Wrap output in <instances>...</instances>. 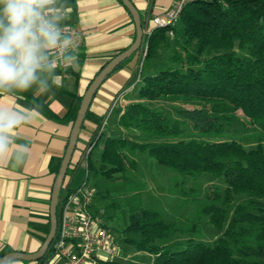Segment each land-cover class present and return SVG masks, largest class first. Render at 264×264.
Listing matches in <instances>:
<instances>
[{
	"label": "trees",
	"instance_id": "obj_1",
	"mask_svg": "<svg viewBox=\"0 0 264 264\" xmlns=\"http://www.w3.org/2000/svg\"><path fill=\"white\" fill-rule=\"evenodd\" d=\"M146 40L145 60H155L154 67L160 68L146 74L142 68L139 100L125 107L118 124L154 140L108 137L95 168L99 175H117L129 185L126 192L132 197L127 200L129 223L123 241L151 253L148 264H264V0H188L176 24L151 28ZM82 98L76 96L66 113L72 126ZM164 98L179 103L176 115L145 103ZM38 105L49 118L60 119ZM89 112L90 108L85 120ZM101 125L99 121L88 144L103 134L99 135ZM137 151H147L175 173L178 197L194 207L183 224L176 217L165 219L160 209L144 202L146 182L136 181L145 179ZM90 154L87 179L93 167ZM207 174L225 186H186L189 177L196 180ZM178 176L185 180L178 182ZM239 194L244 197L236 200ZM205 224L220 232L211 245L202 239ZM179 233L189 237L172 244ZM51 258L50 247L34 263L47 264Z\"/></svg>",
	"mask_w": 264,
	"mask_h": 264
},
{
	"label": "crops",
	"instance_id": "obj_2",
	"mask_svg": "<svg viewBox=\"0 0 264 264\" xmlns=\"http://www.w3.org/2000/svg\"><path fill=\"white\" fill-rule=\"evenodd\" d=\"M131 1L144 20V29L152 28L151 19L162 15L176 2ZM65 2L69 18L64 20V24L75 26L84 34V45L77 54V63L65 71L56 69L55 83L47 93L30 90L18 95L0 96V102L19 109L33 110L35 116L33 123L20 129L15 136L16 143L30 146L25 163L16 164L12 159L0 163V257L11 251L36 252L42 246L50 231L53 185L72 129V122L66 113L72 108L75 97L84 94L102 66L127 49L136 35L134 20L119 0ZM134 57L106 78L96 92L78 139L77 146L81 150L75 151L73 171L78 169L83 160L82 154L96 130L97 123L103 122L106 111L109 109L110 113L114 109L119 110L118 121L125 107L139 100V92L127 98L138 85L131 87L136 77L139 52ZM38 103L43 104L42 106L60 119L49 118ZM64 184L76 187L71 186L70 181H65ZM123 249L122 246L119 248V254ZM135 254L147 255L146 264L153 260V255L145 251H136ZM7 264L29 263L13 260ZM86 264H98V261L89 260Z\"/></svg>",
	"mask_w": 264,
	"mask_h": 264
},
{
	"label": "clouds",
	"instance_id": "obj_3",
	"mask_svg": "<svg viewBox=\"0 0 264 264\" xmlns=\"http://www.w3.org/2000/svg\"><path fill=\"white\" fill-rule=\"evenodd\" d=\"M65 8V0H0V96L47 93L56 69L77 63V37L64 24ZM34 119L33 110L0 102V163H25L30 146L15 136Z\"/></svg>",
	"mask_w": 264,
	"mask_h": 264
},
{
	"label": "rangeland",
	"instance_id": "obj_4",
	"mask_svg": "<svg viewBox=\"0 0 264 264\" xmlns=\"http://www.w3.org/2000/svg\"><path fill=\"white\" fill-rule=\"evenodd\" d=\"M168 54H170V52H168L166 55ZM133 58L135 57L133 56L132 59L129 58L127 63L133 60ZM155 63L156 61L153 59L144 60V74L151 73L152 71H155L154 69L158 71L160 66L155 68ZM134 81L135 77L132 83ZM138 85H140V83ZM138 85L129 93L127 98H130L131 96H134L138 93ZM145 103L150 107L162 110L164 113L170 116L176 115V111L179 108V103L173 101L170 98L146 100ZM118 114L119 110L117 109H114L110 113L109 109L108 111H106L103 120H106L104 133L100 136L96 146L90 154V160L93 167L89 172L88 181L97 191V196L94 202L104 212L103 220L105 222V225L108 227L109 231L116 237L119 248L121 246L124 247L123 252L117 255L114 260H120L125 264H146L147 255L141 254L139 256L135 254V252L137 251L136 248L130 246L129 244H126L123 241L122 232L129 223V207L127 204V200L132 197V193L130 194L126 192L127 188H129V185L125 186V183H122L120 181L121 179H119L117 175L113 178H106L99 175L95 171V168L98 167L100 162V156L102 153L104 142L108 137H124L141 143L154 140L153 137L143 131L119 126L117 121ZM80 150L81 147L77 146L76 152ZM74 156L75 153L73 155V159L70 164L71 166L68 170L65 181H70L71 186H78L82 184L87 177L86 159L81 160L78 169L73 171L72 164ZM135 158L138 160L139 169L145 175V181L140 180L139 178L136 179L138 183L146 182V186L143 189L142 193L144 202L160 209L165 219L171 220L176 217V219H178L179 222L183 224V218L189 216L192 213L194 207L192 203H183V200L178 197L177 189L174 186L175 173H173L169 167L160 165L157 160L152 157L147 151H137L135 153ZM178 177V182H181V180H185L181 176ZM213 182L221 184L222 187L225 186V183L222 180H215L213 176L208 174L202 175L196 180L192 177H189L185 184L188 187L196 185L200 188H205ZM243 197L244 195L242 194L236 195V200H240ZM219 234L220 232L213 225L205 224L204 237L202 239L205 244L211 245L214 239H216ZM188 237V234L179 233L174 236L171 241L172 244L178 245L179 242H181L183 239H187ZM25 262L29 264H35L34 261Z\"/></svg>",
	"mask_w": 264,
	"mask_h": 264
},
{
	"label": "built area",
	"instance_id": "obj_5",
	"mask_svg": "<svg viewBox=\"0 0 264 264\" xmlns=\"http://www.w3.org/2000/svg\"><path fill=\"white\" fill-rule=\"evenodd\" d=\"M187 2L188 0H176L175 5L162 15L154 16L151 19L153 27H166L176 24ZM68 18L69 13L65 10V19ZM65 26L77 37L78 47L76 51L78 54L84 45V34L75 26ZM150 32L151 28L144 29L136 77L131 87L141 81V70L149 48L146 38ZM169 35L174 36L172 29L169 30ZM68 68L58 67L57 69L65 71ZM105 124L106 120L102 122L99 135L104 131ZM96 144L97 139H94L87 145L82 154V159L87 160ZM95 198L96 189L89 183L87 177L82 184L76 187L67 186L61 191L58 205V227L50 246L52 258L47 264H86L89 260L99 262L102 258L113 259L119 254V244L116 237L105 225L104 212L94 202Z\"/></svg>",
	"mask_w": 264,
	"mask_h": 264
},
{
	"label": "water",
	"instance_id": "obj_6",
	"mask_svg": "<svg viewBox=\"0 0 264 264\" xmlns=\"http://www.w3.org/2000/svg\"><path fill=\"white\" fill-rule=\"evenodd\" d=\"M122 2L128 8L134 20L136 27L135 39L127 49L118 53L102 67V69L94 77V79L83 94V98L81 100L76 119L71 129L66 151L62 158L60 168L53 185L50 206V231L42 246L36 252L28 253L22 251H11L0 257V264H7L13 260L38 261L43 258V256L47 253L54 240L58 227V205L60 193L63 188L68 169L70 167L73 155L77 147L82 125L92 103V100L96 92L100 88L101 84L105 81V79L114 71V69L119 64H121L122 62L130 58L134 53H136L143 43L144 27L142 22V16L138 8L131 0H122Z\"/></svg>",
	"mask_w": 264,
	"mask_h": 264
}]
</instances>
